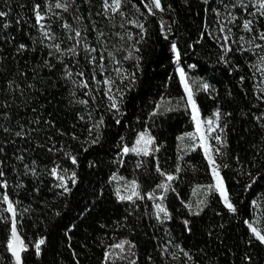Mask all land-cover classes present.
I'll list each match as a JSON object with an SVG mask.
<instances>
[{
  "label": "trees",
  "instance_id": "trees-1",
  "mask_svg": "<svg viewBox=\"0 0 264 264\" xmlns=\"http://www.w3.org/2000/svg\"><path fill=\"white\" fill-rule=\"evenodd\" d=\"M219 1L161 0L164 10L150 14L148 0H121L116 12L105 0H68L67 10L57 0H0V180L8 185L0 197L16 210L22 264H264V244L248 227L257 217L264 233V93L254 54L237 43L248 33L239 30L240 8L226 54L206 31L224 9ZM256 25L264 33V17ZM259 46L264 55V40ZM178 66L201 117L221 114L226 146L217 161L236 212L216 190L196 191L212 176L202 149L180 144L194 122ZM146 130L150 153L124 154ZM115 176L135 180L142 198L120 200ZM158 197L170 218L154 217ZM6 209L0 200V264H15ZM167 243L180 250L174 260Z\"/></svg>",
  "mask_w": 264,
  "mask_h": 264
},
{
  "label": "snow or ice",
  "instance_id": "snow-or-ice-1",
  "mask_svg": "<svg viewBox=\"0 0 264 264\" xmlns=\"http://www.w3.org/2000/svg\"><path fill=\"white\" fill-rule=\"evenodd\" d=\"M205 3H207V0H204ZM237 4H239L240 6H244V0H237ZM121 5V0H112V4L109 5L107 3V0H105V7L106 9L110 8L111 11L116 12L119 10ZM145 8H147L148 12L150 14H154L153 13V7L155 9H159L160 11H163V7L161 5V0H148L147 3L144 4ZM234 7L236 5H233ZM39 5L35 6L36 9V19L37 22L39 23L40 20L43 19V17L41 16L40 12H39ZM56 8H64L65 10H67L68 8V0H65L64 3H61L60 0H57V3L55 4ZM255 9H256V13H259L261 16H264V0H255ZM256 13H250V15L255 16ZM7 13L0 11V17H4L6 16ZM233 20L236 19V17H232ZM131 23H136V21H130ZM253 21L252 20H246L244 21L243 27L245 30L251 32ZM5 27H7V25H4ZM137 27H139L142 31H144V25L143 24H137ZM161 26L163 28V21H161ZM41 27H43V25H41ZM65 27H70L69 25H65ZM221 31H223V28L221 29ZM76 36L79 37L80 33L77 31ZM45 35H47V33H45ZM223 39L225 40V42H227L228 37L225 36L223 37ZM241 39H243V37H241ZM259 39L264 40V33H260L259 35ZM25 47V45H20V48L23 49ZM58 50H59V45L55 46ZM258 47H260L258 45ZM172 50L175 53V59L176 62L179 63L180 61V52L177 49V45L175 43L172 44ZM231 49L229 47H225V52L227 53V51H230ZM70 51H75V49H70ZM92 51H95V49H92ZM128 57H125V59H127ZM101 60H103V57H101ZM261 61L264 62V57H261ZM194 67V66H192ZM180 72V78L181 81L184 83V88L185 91L187 93V103L191 105L192 108V113H193V120L196 121V133H187L186 136L195 139L196 138V134H199V140L201 143V146H203L204 151H205V156L208 159V163L212 169V175H213V179L215 181L214 184L212 185H208L206 186L207 191H212V190H216L220 193L223 202L225 204V206L227 207V209L230 212H236V208L235 206L231 203V200L229 198L227 189L224 185V181H223V177L220 175L219 172V168L220 165H218L215 161V157L212 154L213 153V147L212 145H210L208 143V136L205 135L204 130L202 128V124L203 121H201L200 116H199V109L197 107L196 101L193 98V92L191 90V88L189 87L187 80L185 78V72L182 68L179 69ZM69 75H71V73L69 72ZM80 75L82 76L83 73H80ZM86 86V85H85ZM203 88L205 90H207L209 88L208 84H204ZM109 99H111L113 101V103L111 104V108L116 109L118 111V105L115 101L114 97H109ZM153 115H155V113H153ZM216 121H219L220 119V112L219 110L216 111V113L214 114ZM259 119V118H258ZM102 122V121H101ZM117 123H119V121H117ZM214 121L213 120H208L207 124L209 125L208 128V132H213L215 131V128L212 127ZM216 127H219V124L216 123ZM5 131H8L7 129H4ZM222 131V129H221ZM17 136L20 135L19 132L16 133ZM183 139V138H181ZM213 139L216 140V142L218 144H221V146H226V141H222L220 136H215L213 137ZM154 142V138L146 131H142L138 134V138L135 141V144L129 148L128 146H124L123 148V153L127 154L129 152H134V153H143L144 155H148L151 151V149L149 148V146L151 144H153ZM0 151H2V149H0ZM215 153L218 155L220 154V147H216L214 149ZM18 159H22V157H18ZM72 162L75 164L76 160L75 157L72 158ZM224 167H227V165H224ZM179 167L177 168V171H179ZM157 171H160L159 169V165H157ZM52 174L53 175H57V170L54 168L52 170ZM162 175H166V180L167 181H172L174 179V177L170 174H164L161 173ZM4 173L3 171H0V177H3ZM58 179H60L62 181V183L59 185L60 187H62L64 189L65 192L69 191V189L67 188L66 184L63 183L64 181V176H58ZM72 182L75 183V173H72ZM7 181L4 180H0V187H4L7 188ZM129 186H126V190H128ZM158 188H163L165 189V191L170 187V185L168 183H162L160 185H157ZM249 187H251V185H249ZM138 189V185L136 183L135 180H132L130 182V194L128 195H121L120 190L117 189V196L120 200H132L133 197H138V198H142L140 197V193L137 190ZM152 194H149V197L151 198ZM161 200L164 199L163 196L160 197ZM0 200H3L5 202H7V209L6 211L11 213V239L8 241V249L9 251H11L12 255L15 257V262L16 264H22V260H21V252L26 250V245L24 244V241L21 240L20 236L18 235L17 232V221H16V210L14 207L13 202L9 199L8 195L5 193L2 197H0ZM201 204L204 203V201L200 202ZM254 204L256 203L255 201L253 202ZM156 210H157V218H159V214L160 213H164L165 218H170L169 213L167 212V209L165 207H163L161 204H157L156 205ZM202 211V209H201ZM196 214H199L198 212ZM185 225H188V221L185 220L184 221ZM247 223V222H246ZM248 227L251 230L252 234L255 236V238L261 243L264 244V233H262L261 230H258L257 227L253 226V224L248 223ZM190 231V229H189ZM45 243L44 239H40L36 244H35V249L37 254H39L40 252V248L41 245H43ZM129 243L128 241H122L120 244L115 245L114 247L116 248H120L123 249L124 248V244ZM177 247H179L177 245ZM165 250H167L165 248ZM181 251H183V249H181ZM186 256L188 255L187 252L184 253ZM108 254L106 253V258H107ZM134 264V262H133Z\"/></svg>",
  "mask_w": 264,
  "mask_h": 264
},
{
  "label": "rangeland",
  "instance_id": "rangeland-1",
  "mask_svg": "<svg viewBox=\"0 0 264 264\" xmlns=\"http://www.w3.org/2000/svg\"><path fill=\"white\" fill-rule=\"evenodd\" d=\"M107 3L109 5H111L112 0H107ZM220 3L223 4L221 0L219 1V4ZM224 4H225V6L223 5L224 9L214 11L215 15L212 19V22L210 24L209 23L206 24V31L211 36V38L214 39L219 44L220 48L222 49L223 54H226L225 47H229L231 49V47L234 44L233 34L236 31V30H234V26L236 25V23H233L234 20L232 19V17L237 18V16L239 15L238 18L241 19V23H240L241 26H239V30L245 32L247 30H245L243 27L244 21L252 20L253 21V23L251 25V28H252V26H254V24L256 25L257 17H259L261 15L259 13H256L255 0H244V6H240L239 4H237V0H226V3H224ZM233 5H236V6L234 7ZM236 7L240 8V10H241L240 14H238V15H235V13L233 11V8H236ZM108 9H110V8H108ZM250 13H256V14H255V16H253V15H250ZM262 17H264V16H262ZM256 27H257L256 33H253L252 32L253 29H252L251 32L247 31L248 33L246 35L240 34L238 37L239 39H238L237 43L239 44V46L242 49H248L254 54V56H255V70L258 74L259 90L264 93V62L261 61V57H264V55H262V53L260 52L259 47H258L260 31H259L258 25H256ZM222 28H223V31H221ZM225 36L228 37L227 42H225V40L223 39V37H225ZM241 37H243V39H241ZM180 68L181 67H179V66L177 67V73H178L179 77H180V72H179ZM185 78L187 80L189 87L191 88V86L188 82L186 73H185ZM180 80H181V78H180ZM181 83H182L183 88H184V83L182 81H181ZM191 90H192V88H191ZM184 91H185V88H184ZM192 92H193V90H192ZM185 94H186V100H187L186 91H185ZM193 98H194V94H193ZM188 107L191 111V116H193L191 105L188 104ZM199 116H200L201 121H203L202 128L204 130V133L209 138L208 143L210 145H212V147H213V153L212 154L214 155L215 161L218 164L217 158L223 152L224 146H221V144H218L216 142V140L213 139V137L220 136L222 141H225L223 125H222L220 119H219V121H216L215 115H213V117L203 118V117H201L200 112H199ZM210 119L214 121L212 127L215 128V131L209 133L208 132L209 125L207 124V121ZM193 122H194L193 129L187 133H196V121L193 120ZM216 123L219 124L218 128L216 127ZM221 129H222V131H221ZM146 132H148V131L146 130ZM187 133H184L180 136V144H181L182 148L184 150H188V149L200 147L202 149L204 155H205L204 148H203V146H201V143L199 140V134H196V138L193 139V138L186 136ZM181 138H183V139H181ZM151 146H152V144L149 146L150 149L152 148ZM216 147H220V154H218V155L214 151V149ZM137 154H142V153H137ZM207 161H208V159H207ZM209 167H210V165H209ZM210 173L212 176L211 182L198 184L196 186V191L208 192L206 186L212 185L215 183V181L213 179L211 167H210ZM113 182L115 184L116 192H117V189H119L121 195L130 194V182L131 181L124 180L121 177L115 176L113 178ZM126 186H129L128 190H126ZM219 195H220V193H219ZM220 197H221V195H220ZM135 198H137V197H133V199H135ZM221 199H222V197H221ZM157 204H161L164 207V205H163L162 201L159 199V197H158V200L154 201V203H153V215L157 220H160L165 215H164V213H160L159 218H157V210H156ZM249 223L253 224V226L257 227L258 230H260L259 225H258L259 218L256 217V219L254 221H250ZM165 248L167 250H165ZM174 252H180V250L176 247L170 246L169 243H167V245L164 247V253L168 257V259L174 260V258H175Z\"/></svg>",
  "mask_w": 264,
  "mask_h": 264
},
{
  "label": "water",
  "instance_id": "water-1",
  "mask_svg": "<svg viewBox=\"0 0 264 264\" xmlns=\"http://www.w3.org/2000/svg\"><path fill=\"white\" fill-rule=\"evenodd\" d=\"M17 232H18V230H17ZM18 235L20 236L21 240H23L21 235L19 234V232H18ZM9 253L11 254V256L13 257V259L15 261V257L12 255L11 251H9ZM22 253H23V251L21 252V260H22ZM15 264H16V262H15Z\"/></svg>",
  "mask_w": 264,
  "mask_h": 264
}]
</instances>
